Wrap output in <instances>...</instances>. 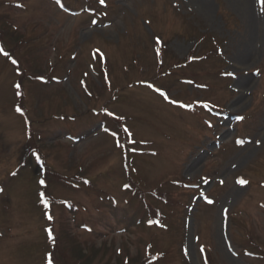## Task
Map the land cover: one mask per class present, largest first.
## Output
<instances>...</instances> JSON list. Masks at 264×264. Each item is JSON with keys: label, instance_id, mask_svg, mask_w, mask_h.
<instances>
[{"label": "rangeland", "instance_id": "374dc122", "mask_svg": "<svg viewBox=\"0 0 264 264\" xmlns=\"http://www.w3.org/2000/svg\"><path fill=\"white\" fill-rule=\"evenodd\" d=\"M248 5L0 0V264H78L73 247L264 264V2Z\"/></svg>", "mask_w": 264, "mask_h": 264}, {"label": "trees", "instance_id": "16d2710c", "mask_svg": "<svg viewBox=\"0 0 264 264\" xmlns=\"http://www.w3.org/2000/svg\"><path fill=\"white\" fill-rule=\"evenodd\" d=\"M158 46H156V48H157ZM164 55H165V51H163L162 53H161V55L159 54L158 55V57H157V60H158V62L160 63V62H162V59H163V57H164ZM190 58H192V56L191 55H188L187 57H186V59L185 60H183L181 63H186ZM81 178V177H80ZM43 181L46 183V178H43ZM131 184V183H130ZM132 185V184H131ZM132 187H133V185H132ZM156 194H158V193H156ZM159 197L161 198L162 196H160L159 195ZM149 213H150V215L152 216H149V219L150 220H159V213L157 212L156 213V211H153V210H149ZM51 232V234H52V231H50ZM53 245H52V249H54V247H55V245H56V238L53 236ZM72 250L74 251V255H75V258H77V263L78 264H89L91 261H92V257H93V254L91 255V257H89V256H87L86 255V253L85 252H83V250L82 249H79L78 247H73L72 248ZM116 255H121L120 253H121V251H120V249L119 250H116ZM48 256H47V258L50 260V262L52 263V264H57V262H56V260H55V257H54V254H53V251L51 250V251H49L48 252ZM118 255V256H119ZM205 258H206V260H207V264H209V262H208V256H207V253H205ZM123 264H132V261L133 260H131V259H128V258H126V257H123ZM113 264H115V263H113Z\"/></svg>", "mask_w": 264, "mask_h": 264}, {"label": "bare ground", "instance_id": "6f19581e", "mask_svg": "<svg viewBox=\"0 0 264 264\" xmlns=\"http://www.w3.org/2000/svg\"><path fill=\"white\" fill-rule=\"evenodd\" d=\"M240 1H241V8H243L242 11H244V13L247 15V17H251V16L248 14L249 12H248V10H247V9H249V8H247V7L249 6V5H248V1H249V0H240ZM202 6H203V7H207V3H203ZM244 82H245V81L242 80L241 86H243ZM234 189H235V190L237 189L236 191H238V188H234ZM227 259H228V258H227ZM230 262L233 263V264L235 263V261H233V260H230Z\"/></svg>", "mask_w": 264, "mask_h": 264}, {"label": "snow or ice", "instance_id": "6c2138e0", "mask_svg": "<svg viewBox=\"0 0 264 264\" xmlns=\"http://www.w3.org/2000/svg\"><path fill=\"white\" fill-rule=\"evenodd\" d=\"M100 2L101 3H104V0H100ZM262 2H264V0H262ZM0 51H2V50H0ZM5 55H7V53H4ZM14 63H15V61H13ZM228 75H233V73H227ZM237 119H243L242 117H237ZM239 184H241V185H243V184H246L247 183V181L246 180H243V179H240V180H238L237 181ZM41 183H43V181H41ZM221 183H223V181H221ZM209 202H211V201H209ZM49 218H51V217H49Z\"/></svg>", "mask_w": 264, "mask_h": 264}]
</instances>
